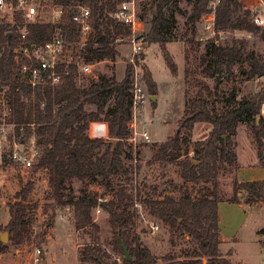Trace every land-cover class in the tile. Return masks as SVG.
<instances>
[{"label": "trees", "instance_id": "trees-1", "mask_svg": "<svg viewBox=\"0 0 264 264\" xmlns=\"http://www.w3.org/2000/svg\"><path fill=\"white\" fill-rule=\"evenodd\" d=\"M124 0H55L64 5L63 14L57 26L44 20L30 25L27 39L29 45L49 41L55 28L60 29L64 42L71 44L79 40V31L73 20L74 7L82 4L91 9L93 32L83 52L91 62L116 61L121 55L118 42L127 37L130 30L114 18L119 4ZM211 0H193L186 25L195 31L198 22L210 11ZM143 12L139 13L148 29H145L144 52L153 43L160 45L163 57L172 73L178 65L168 49L170 36L177 24V14L183 12L180 0H142ZM258 9L244 6L242 0H220L216 9V29L245 30L256 33L260 27L255 23ZM11 36L8 38V34ZM18 42L15 27L0 23V43L4 50L0 61V76L11 87L18 119L34 122L41 136V157L38 167L49 175L48 184L53 197L62 208L73 212L75 228L90 234L91 241L84 242L79 249L80 264H232L229 254H223L219 203L241 201L242 194L264 198V180L240 181L235 172L239 168L235 136L241 123H249L253 142L260 163L264 165V116L261 105L264 102V56L248 45L246 37H233L230 41L216 43L209 39L200 56V69L209 78H215L214 86L199 81L194 97L185 98L184 113L178 121L174 134L156 148L154 162L178 161L183 180L178 197L167 193L156 197H145L142 202L150 216L167 225L172 233H180L191 239L196 247L190 251L167 253L162 262L151 248L132 235L138 197L136 167L134 163L132 184L114 185L112 177L125 167V156L138 161L139 148L129 142L131 129L128 122L132 117L131 86L133 65L127 63L122 79L116 75L100 74L89 84L83 82L77 67L69 65V72L60 83L37 87L32 98V88L27 83L15 61V46ZM245 66L239 74L234 71L238 63ZM65 66L62 65L61 68ZM66 71L65 69H63ZM262 79L260 87L253 93L238 98L239 87L234 86L225 106H218L221 98L220 84L225 79L232 81ZM143 81L152 94H156L157 82L146 63L143 64ZM114 99V107L107 104ZM28 99V100H27ZM93 105L95 109L88 110ZM261 116L257 121V117ZM93 121H105L109 138H93L88 129ZM197 123H207V135L194 142L193 154L189 143ZM27 135L31 132L26 127ZM116 140V142H115ZM130 149L125 150V144ZM101 151V153H100ZM233 175L232 194L222 191L221 178L227 173ZM73 180L82 182L79 194L71 191ZM101 180L105 193L92 190L90 185ZM190 183L202 184L201 192L194 196ZM34 183L29 181L17 193V200L10 204V220L1 230H8L12 244H20L28 234L27 203ZM108 213L113 232L112 250L118 256L109 261L111 255L99 241L100 227L94 212ZM264 232V230H263ZM122 242L132 259L126 260ZM10 245L0 239V254L9 250ZM121 259V262H119Z\"/></svg>", "mask_w": 264, "mask_h": 264}, {"label": "rangeland", "instance_id": "rangeland-1", "mask_svg": "<svg viewBox=\"0 0 264 264\" xmlns=\"http://www.w3.org/2000/svg\"><path fill=\"white\" fill-rule=\"evenodd\" d=\"M180 6L183 12L186 13L177 14L178 21L168 43V49L178 65L177 73H172L167 66L158 43H153L146 49L145 63L153 72L152 74L157 82V91L156 94H152L143 81L148 98L140 108L138 120L141 123H146V127L151 134V141L140 140L138 142V161L125 156L127 172L122 170L112 177L114 185L132 184L134 163L137 162L136 183L139 205L136 207L138 211L134 222L130 223L132 224L131 231L132 235L138 238L137 242L141 241L151 248L158 257L159 262H162V257L167 253H177L182 256V251H190L196 245L185 235L172 233L167 225L150 216L142 202L148 196L156 197L170 193L178 197L181 192L183 180L180 175L178 161L154 162L153 158L156 151L154 144H162L170 135L174 134L178 121L184 113L185 98L196 95L199 89V81L212 86L216 82L215 78H209L200 69V56L205 51L206 42L199 41L198 37L201 34H209H206L203 29L204 16L198 22L195 31H193L191 26L186 25L187 16L193 7V0H180ZM244 6L254 9V7L247 4ZM138 10L139 13L143 12L142 2L138 3ZM259 16L262 21H255L260 27L258 32L220 30L222 31L221 41H230L233 37H246L249 47L264 56V15ZM144 28L147 30L148 26L145 25ZM119 50L121 55L116 61L101 62L95 66L93 74H82L80 79L86 84H89L100 74H114L118 79H122L131 53V47L128 43L122 42L119 45ZM244 66L245 64L240 62L235 66L234 71L239 74ZM259 80L255 78L242 81L240 77L233 81L225 79L219 86L218 93L221 96L218 103L219 108H224V100L231 95L235 85L239 87L238 98H241L255 92L260 87V82H262V79ZM152 96H155V99ZM107 107H114L113 98L108 102ZM92 109H95L93 105L88 106V110ZM250 126L249 123H241L238 128L240 164L244 168L245 177H249L250 174L263 177L264 165H254L255 161L259 163L261 161L256 150L254 153V150L247 145L246 131H250ZM209 130L210 125L207 123L195 124L192 139L189 143L191 152L182 158L192 156L194 142L204 138ZM251 145L254 147L253 144ZM129 149L128 143L125 144V150ZM252 167L253 169H250ZM3 169L2 176L4 179L0 184V227H4L10 220L9 206L17 200V193L20 189L29 181L34 183V189L27 203L28 234L22 243L12 244L10 241L11 234L8 233L9 240L5 243L9 244L10 247L8 251L0 254V264H80L78 261L80 246L86 241H91V236L75 228L73 212L70 208H62L56 203L47 181L49 178L48 173L43 170L32 171L29 175H26V180H24L22 176H18L11 169V164L8 165V168ZM232 180L233 175L230 172L221 178V188L227 196L232 194ZM190 186L193 195L198 196L202 184L190 183ZM82 187L83 184L79 180H73L71 183V191L75 194H79ZM90 188L100 193L106 192L101 180L92 183ZM241 197V201L246 203L253 213L261 251L255 253L253 246L247 240L236 243L233 248H230L231 243H229L223 247V254H232L233 259H230L232 264H240L235 262V259H238L242 264H264V198L250 197L246 194H242ZM234 216H236L234 209H228L225 212L227 222ZM94 218L100 227L99 241L102 247L110 253L109 261L114 260L118 255L112 250L114 237L109 215L98 209L94 212ZM153 224H157L158 229H153L151 227ZM4 231L0 229V239ZM37 257L38 260H36ZM118 260L121 262V259L118 258ZM85 264L93 263L87 262Z\"/></svg>", "mask_w": 264, "mask_h": 264}, {"label": "built area", "instance_id": "built-area-1", "mask_svg": "<svg viewBox=\"0 0 264 264\" xmlns=\"http://www.w3.org/2000/svg\"><path fill=\"white\" fill-rule=\"evenodd\" d=\"M141 1L124 0L114 13V18L130 30L127 37H120L117 41L126 42L131 47L128 63L133 65V83L130 89L132 117L128 126L132 133L128 140L134 147L140 140L151 141V134L146 123H141L138 120L140 108L148 98L143 85L145 59L141 57V54L144 52L145 23L139 16L138 3ZM219 3L220 0L210 1V11L203 17L204 32L209 34H201L198 37L199 41L207 42L209 39H213L216 43L221 41L222 31L216 29V9ZM73 7V20L79 31L77 42L71 46L67 45L62 38L60 29L56 27L49 41L29 45L27 39L30 34V25L36 21L44 20L57 26L63 14L64 5L55 2V0H0V23L5 22L15 27L18 39L15 46V61L32 88L33 99L37 87L60 83L63 75L69 72L67 70L69 65L76 66L80 76L93 74L95 66L101 63L87 61L83 54L93 32L91 9L82 4ZM260 20L262 21L260 16L255 18V21ZM3 50L0 43V61ZM62 65L65 67L61 68ZM261 115L264 116V102L261 105ZM26 127L31 129L28 135ZM88 133L93 138H109L108 126L105 121L91 122ZM41 147V136L36 131V124L26 122L25 118L18 119L11 87L0 76V184L4 179L3 168H8L10 164L11 169L18 176H22L24 180L30 172L42 170L38 167ZM151 227L158 229L157 224H153Z\"/></svg>", "mask_w": 264, "mask_h": 264}, {"label": "crops", "instance_id": "crops-1", "mask_svg": "<svg viewBox=\"0 0 264 264\" xmlns=\"http://www.w3.org/2000/svg\"><path fill=\"white\" fill-rule=\"evenodd\" d=\"M242 2L244 3V5L247 4L249 6L254 7V9L260 10L261 16L264 15V0H242ZM246 137H247V145L250 148H252L255 153L256 147L253 142L251 131H246ZM235 142H236V153L238 155V164H239V168L234 173L235 176L240 181L264 180V176L256 177L254 174H250L249 177H245L246 174L244 172V168H242L240 164V159H239V154H238V144H239L238 129H237V134L235 136ZM251 144H253L255 148L252 147ZM256 153H257V150H256ZM261 164L262 163H259L257 161L254 162L255 166H259V165L261 166ZM250 169H253V167ZM228 209H234L236 211V216H234L232 219H230L227 222L226 221L227 219L225 218V212ZM219 216H220V228H221V238H222L220 249L222 253L224 252L223 247L227 246L229 243H231L230 248H233L236 243H242L247 240L249 241L250 245L253 246L255 253H258L261 251L260 245L258 243V233L255 229L256 226H255V220L253 219V213L251 209L248 208L246 203H244L243 201L236 202V203L221 201L219 203ZM232 257H233L232 254L231 255L229 254V258L233 259ZM234 261L242 264L238 259H235Z\"/></svg>", "mask_w": 264, "mask_h": 264}, {"label": "water", "instance_id": "water-1", "mask_svg": "<svg viewBox=\"0 0 264 264\" xmlns=\"http://www.w3.org/2000/svg\"><path fill=\"white\" fill-rule=\"evenodd\" d=\"M10 35H11V33L8 34V38L10 37ZM153 99H155V96H153ZM260 118H261V116H258L257 117V121H259ZM115 142H116V140H115ZM8 233H9V231L6 230V231H4V233L1 234V240H2V242L5 243V242H7L9 240ZM122 248H123V253H124L125 259L126 260H131L132 257L130 255V253H129L127 247H126V245L123 242H122ZM41 264H44V263H41Z\"/></svg>", "mask_w": 264, "mask_h": 264}]
</instances>
